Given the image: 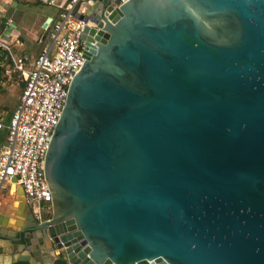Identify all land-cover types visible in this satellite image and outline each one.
<instances>
[{"label":"water","instance_id":"95a60500","mask_svg":"<svg viewBox=\"0 0 264 264\" xmlns=\"http://www.w3.org/2000/svg\"><path fill=\"white\" fill-rule=\"evenodd\" d=\"M94 25L46 157L52 218L18 187L22 237L6 219L0 239L27 241L20 263L264 264V0H130Z\"/></svg>","mask_w":264,"mask_h":264},{"label":"built area","instance_id":"2783aa9c","mask_svg":"<svg viewBox=\"0 0 264 264\" xmlns=\"http://www.w3.org/2000/svg\"><path fill=\"white\" fill-rule=\"evenodd\" d=\"M40 1L55 13L44 25L45 34L38 41L35 57L16 59L10 46L0 40V58L11 60L5 64L6 75L18 74L22 86L9 123L0 122V130L6 131L0 151V198L7 189L17 196L21 187L35 220L45 222L53 215V198L45 172L46 157L70 87L87 58L86 31L99 32L95 20L101 22L103 15L109 20L130 0ZM100 5L104 8L100 9ZM12 186L16 188L13 190Z\"/></svg>","mask_w":264,"mask_h":264},{"label":"crops","instance_id":"0c3cea01","mask_svg":"<svg viewBox=\"0 0 264 264\" xmlns=\"http://www.w3.org/2000/svg\"><path fill=\"white\" fill-rule=\"evenodd\" d=\"M42 7H47L40 0H0V40L7 43L12 51L13 56L16 59L20 57L29 56L30 51L34 47L37 30L43 33L44 36V25L46 21L48 22L53 15L44 16L41 14ZM52 9V8H49ZM53 10V9H52ZM55 13V12H54ZM41 36V37H43ZM38 38L36 41V52L30 58L35 57L38 54V41L41 39ZM31 43V45H30ZM33 44V46H32ZM32 46V47H31ZM15 50L18 52L15 53ZM9 60V61H8ZM10 59L3 61L4 72L6 74V66L10 62ZM10 80L12 76H6ZM3 85V84H2ZM22 86L20 85V91ZM20 96V95H19ZM16 107L11 112L2 114L0 111V122L4 125H7L11 119L12 113ZM6 131L0 130V151L2 146L5 143ZM16 186H12L14 190ZM18 197L12 194L10 189H7L2 195V200L0 199V227L1 222L4 220H9L7 228L16 233V237H20L18 234L17 226L12 224L13 220L16 219V213L18 208ZM22 237V236H21ZM25 240V239H24ZM24 245L22 242H15L10 239H0V264H18L19 259L27 255V250L23 249ZM60 251H57L55 255L59 254ZM28 264H34L33 259Z\"/></svg>","mask_w":264,"mask_h":264},{"label":"rangeland","instance_id":"374dc122","mask_svg":"<svg viewBox=\"0 0 264 264\" xmlns=\"http://www.w3.org/2000/svg\"><path fill=\"white\" fill-rule=\"evenodd\" d=\"M41 10L42 11H40V12L44 16H50V15L54 14V10L46 8V7H42ZM36 35L38 36L35 39L37 41L38 38L43 36V33L40 32L38 29ZM36 41L33 42L34 47L30 51V54H28L29 58L32 55L31 53L35 54V52H36ZM30 45H31V43H30ZM32 46H33V44H32ZM15 53L18 54V52L16 50H15ZM20 58H23V56ZM1 67L4 71V68H3L4 65H2ZM6 76L7 75L4 72V74L2 76V82L0 84V111L2 112V114H6L8 112H11L14 109V107L17 106L19 98H20L19 95L21 94V91H20V85L21 84H20L19 75L18 74L12 75L11 80ZM0 199L2 200V197ZM17 205H18V203H17ZM56 257H57V262L55 264H69V261H68L67 256H66L64 251H60Z\"/></svg>","mask_w":264,"mask_h":264},{"label":"trees","instance_id":"16d2710c","mask_svg":"<svg viewBox=\"0 0 264 264\" xmlns=\"http://www.w3.org/2000/svg\"><path fill=\"white\" fill-rule=\"evenodd\" d=\"M3 61H4V59H3V58H0V84H1V82H2V76H3V74H4V71H3L2 67H1ZM18 264H28V263H18Z\"/></svg>","mask_w":264,"mask_h":264},{"label":"flooded vegetation","instance_id":"af4514ba","mask_svg":"<svg viewBox=\"0 0 264 264\" xmlns=\"http://www.w3.org/2000/svg\"><path fill=\"white\" fill-rule=\"evenodd\" d=\"M23 243H24V244H26V243H27V241H26V240H23Z\"/></svg>","mask_w":264,"mask_h":264}]
</instances>
